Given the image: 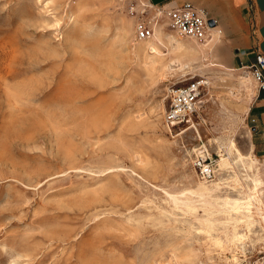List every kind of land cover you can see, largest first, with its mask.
Listing matches in <instances>:
<instances>
[{"label":"rangeland","instance_id":"obj_1","mask_svg":"<svg viewBox=\"0 0 264 264\" xmlns=\"http://www.w3.org/2000/svg\"><path fill=\"white\" fill-rule=\"evenodd\" d=\"M142 2L0 0V264H264V164L252 226L221 204L239 182L193 191L204 142L214 164L215 138L245 151L256 81L240 85L250 71L226 65L221 33L189 61L216 64L204 75L177 69L166 40L149 69L124 21L166 17ZM191 78L209 82L206 102L164 129L171 82Z\"/></svg>","mask_w":264,"mask_h":264},{"label":"bare ground","instance_id":"obj_2","mask_svg":"<svg viewBox=\"0 0 264 264\" xmlns=\"http://www.w3.org/2000/svg\"><path fill=\"white\" fill-rule=\"evenodd\" d=\"M162 13L163 11H160L159 14L161 15ZM136 20L137 19L134 20V17L131 19L125 20L124 21L125 29H127V31H130V32L134 31ZM151 24L153 27V34L146 38H138L136 36L137 42L134 45L136 55L148 66L149 69L150 68L155 69V62L158 60V58H161L162 56V54L160 53L161 52L160 49H161V45L164 43L165 40L167 44L171 45L172 49L178 51L173 57V59L178 61L179 64L181 65L177 69L181 68L183 71H185V67H186L188 69L196 70L198 71V73H201V75H204L206 73L205 67L209 68V66L211 65H214V66L216 65V64H213L212 62H209L204 65L201 62V64H199L198 66H190L189 61H193L196 57L200 56V54L204 55V53L209 49V47L212 46L214 41L217 39V37L221 33L220 29L217 26H211L208 30V35L206 39L204 41H198V40L188 38V37L187 39L179 38L177 36L179 34H177L171 28L169 32L166 31V29L168 28L167 18H163L160 21L156 19L155 17H153L151 19ZM238 68L244 69L246 68V66L241 65ZM254 80L255 79L252 73L250 72L244 75H241L239 77L240 85L244 86L245 88L249 90L252 89L251 87L253 85ZM181 81L182 80L174 81V82H171V84L176 85L177 83ZM207 82L208 81H206V83ZM170 90L171 89L168 88L167 92L169 93ZM203 96H202V99H200L201 103L203 102L205 103L207 100L206 98L207 95L204 94ZM201 106H200V109H201ZM247 106L248 105L245 104L243 107L240 108V111L245 112L247 109ZM193 125H195V122H193ZM162 127L166 130H170V127L166 124L164 120V116H163ZM185 130L186 129L182 130L179 133H182ZM242 137L244 138L245 144H246L245 151L239 148L234 142V140L231 138L227 140L221 139V137L213 139L217 143V147H218L217 151H218V156H219L215 160V164H214L215 174L212 178L210 179L202 178L203 180L199 176V179H197V186L195 189H193V191L202 195V193L204 192H209V193L213 192L215 189L219 188L221 184L224 185L226 183V180H233V181L239 182L241 189H239V194H237L238 196L236 197L224 196L222 197L221 204L225 208H231L232 210L242 213L244 217L246 218V220L248 221L247 222L248 226H252L255 222H257L252 217V208L254 207L258 213H261V212L259 210V204H256V195L251 190L255 189V191H257V184H260L263 182L259 175V170H260L261 162L264 164V158L260 159L252 153L249 147L250 145L248 143V138L246 134H244V136ZM202 147H203L202 149H199V152L204 150V151H207V153H210L209 148L207 147V144L205 142L203 143ZM213 147H215V145ZM222 151L226 152V155L222 153ZM238 162L242 164L244 171H246L245 178H249L252 181L253 183L252 188H250L248 185L245 184L246 189L245 190L243 189L241 179L235 170V165ZM224 172H227V174L225 173L226 174L225 177L223 176ZM186 205L189 206V204H186ZM239 219L241 218L240 217L235 218V220H239ZM260 226L264 231V226L262 225ZM233 230L234 231L231 235V238L233 240L235 239L241 240L246 237V233L237 232L234 226H233ZM256 243H257V240H256ZM233 260L237 261L236 255H233Z\"/></svg>","mask_w":264,"mask_h":264},{"label":"crops","instance_id":"obj_3","mask_svg":"<svg viewBox=\"0 0 264 264\" xmlns=\"http://www.w3.org/2000/svg\"><path fill=\"white\" fill-rule=\"evenodd\" d=\"M148 1L149 7L157 10L167 9L182 1H189L205 10L216 20V26L221 31L222 46L227 51L226 65L229 67L248 64L254 60L258 52L264 53V0ZM148 4L141 3L144 6ZM155 16L157 14L153 15ZM245 124V133L252 153L255 156H264V95L259 94L257 88L248 103Z\"/></svg>","mask_w":264,"mask_h":264},{"label":"built area","instance_id":"obj_4","mask_svg":"<svg viewBox=\"0 0 264 264\" xmlns=\"http://www.w3.org/2000/svg\"><path fill=\"white\" fill-rule=\"evenodd\" d=\"M164 11L168 26L182 37L204 41L211 26H216V20L211 18L205 10L189 1L176 3ZM212 22V23H211ZM135 34L138 38H146L153 34L150 19L139 18L135 22ZM257 85L259 94L264 95V53L258 52L252 62L244 64ZM206 84L202 78H191L182 84H176L168 93L169 101L164 113V120L169 127L179 126L191 122L198 115L201 106V93ZM194 165L198 175L204 179L214 176V162L204 151L196 153Z\"/></svg>","mask_w":264,"mask_h":264},{"label":"water","instance_id":"obj_5","mask_svg":"<svg viewBox=\"0 0 264 264\" xmlns=\"http://www.w3.org/2000/svg\"><path fill=\"white\" fill-rule=\"evenodd\" d=\"M212 23V22H211Z\"/></svg>","mask_w":264,"mask_h":264}]
</instances>
